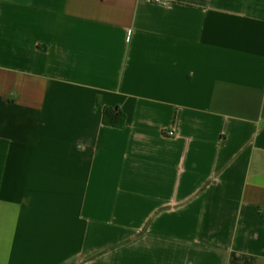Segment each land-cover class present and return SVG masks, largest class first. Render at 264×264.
Returning <instances> with one entry per match:
<instances>
[{
    "label": "crops",
    "instance_id": "obj_1",
    "mask_svg": "<svg viewBox=\"0 0 264 264\" xmlns=\"http://www.w3.org/2000/svg\"><path fill=\"white\" fill-rule=\"evenodd\" d=\"M0 264H264V0H0Z\"/></svg>",
    "mask_w": 264,
    "mask_h": 264
},
{
    "label": "trees",
    "instance_id": "obj_2",
    "mask_svg": "<svg viewBox=\"0 0 264 264\" xmlns=\"http://www.w3.org/2000/svg\"><path fill=\"white\" fill-rule=\"evenodd\" d=\"M103 122L111 127L122 128L125 125V117L117 109L104 108Z\"/></svg>",
    "mask_w": 264,
    "mask_h": 264
},
{
    "label": "built area",
    "instance_id": "obj_3",
    "mask_svg": "<svg viewBox=\"0 0 264 264\" xmlns=\"http://www.w3.org/2000/svg\"><path fill=\"white\" fill-rule=\"evenodd\" d=\"M156 2H165L167 0H155Z\"/></svg>",
    "mask_w": 264,
    "mask_h": 264
}]
</instances>
